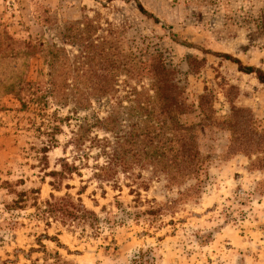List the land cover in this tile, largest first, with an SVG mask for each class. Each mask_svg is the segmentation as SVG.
<instances>
[{"label":"rangeland","instance_id":"374dc122","mask_svg":"<svg viewBox=\"0 0 264 264\" xmlns=\"http://www.w3.org/2000/svg\"><path fill=\"white\" fill-rule=\"evenodd\" d=\"M263 15L264 0H0V264H264V84L223 58L264 75ZM158 58L200 124L202 170L168 187L135 164L100 189L99 151L77 132L108 118L128 132L142 114L132 94L154 95ZM101 128L92 136L113 140ZM62 161L81 178L57 191L49 173ZM52 195L95 219L46 226L35 207Z\"/></svg>","mask_w":264,"mask_h":264},{"label":"trees","instance_id":"16d2710c","mask_svg":"<svg viewBox=\"0 0 264 264\" xmlns=\"http://www.w3.org/2000/svg\"><path fill=\"white\" fill-rule=\"evenodd\" d=\"M184 1L196 6L208 3V0ZM137 8L142 14H147L140 5H137ZM150 18L153 19V17ZM153 20L156 21V19ZM259 28L264 33V15L260 19ZM223 58L236 64L238 70L244 74H256L259 83L264 84V75L255 68L242 67L240 61L225 55ZM155 60L150 66V79L153 81L154 95L144 97L137 91L133 92L132 99L136 104L135 108L139 109L142 114L139 115L136 123L128 127V132L123 131L125 127L117 130L113 118L86 124L77 132V141L81 145L84 147L89 145L99 151L93 157L95 163L92 167L91 177L97 181L100 189L104 185L116 188L119 172H128L130 166L135 164L150 166L154 169L153 174L165 177L168 187L181 186L187 181L197 178L202 170L204 159L201 158L196 142L197 128L200 127V124L194 125L189 122L187 115L192 113V108L186 105L183 98L184 91L178 87L174 80V72L167 69L162 59ZM55 87L56 84L53 82L54 95ZM75 95H78L76 105L82 107L83 104L89 103L90 98L104 96V92L76 93ZM141 97H143L144 103L141 102ZM205 98L206 96H202L200 101ZM210 118L215 120L214 117ZM107 121L114 125L109 127ZM101 126H104L106 132H114L113 140L92 136L95 129H102ZM100 159L101 161H99ZM59 167V171L49 173L53 179L50 186L57 191H59L58 188L62 185V181L72 180L74 175L81 178L76 165L62 161ZM65 188L69 189L70 187L65 185ZM36 194L38 193L36 192ZM16 196L17 199L12 202V205L18 209L24 208L23 202L27 201L26 193H18ZM52 201H57V203H52ZM77 202H73L69 195L59 199H55L52 195L51 199L46 201L42 207L35 205L36 216L44 221L46 226L55 223L71 228L88 221V219H95V214L88 211L80 199ZM39 244L45 253L44 246Z\"/></svg>","mask_w":264,"mask_h":264}]
</instances>
